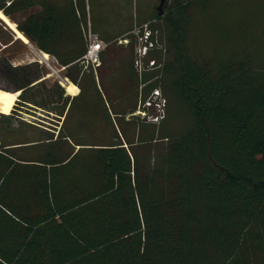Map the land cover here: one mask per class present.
I'll return each instance as SVG.
<instances>
[{
  "label": "trees",
  "instance_id": "1",
  "mask_svg": "<svg viewBox=\"0 0 264 264\" xmlns=\"http://www.w3.org/2000/svg\"><path fill=\"white\" fill-rule=\"evenodd\" d=\"M3 1L10 16L14 3ZM189 7L176 1L168 19L176 53L163 85L147 88L181 107L171 119L181 118L177 136L149 132L127 147L120 139L74 156L42 151L38 165L17 162L0 144V264H252L250 247L264 251V54H190ZM66 21L78 23L70 9ZM18 30L29 38L28 20ZM82 44L76 54L53 55L77 85ZM34 45L49 53V44ZM44 71L0 58V78L24 102L43 87L34 84ZM160 141L166 148L151 156Z\"/></svg>",
  "mask_w": 264,
  "mask_h": 264
},
{
  "label": "rangeland",
  "instance_id": "2",
  "mask_svg": "<svg viewBox=\"0 0 264 264\" xmlns=\"http://www.w3.org/2000/svg\"><path fill=\"white\" fill-rule=\"evenodd\" d=\"M176 1H181L185 6L190 4L184 20L190 54L204 55L203 58L230 52L264 54V0H205L206 3L203 0H164L162 19L155 17L161 0H68L71 16L84 24L86 47L87 37L93 33L105 43L106 48L100 54V65L89 67L90 74L83 81V95L72 104L62 135L72 139L77 136L80 138L77 141L81 143L112 145L120 139L122 142L137 143L138 139H147L149 132H153L155 138L161 137L164 132L172 136L179 134L180 116V120L175 123H171V119L173 115L180 114L182 109L168 100L162 89H155L162 95V110H157L155 106L144 108L146 99L154 91L147 89L148 86L154 83L163 85L165 61L168 54L176 53L169 44L172 27L168 22L171 15L177 16ZM85 10L86 19L82 20L79 16ZM144 24H149L157 48L143 61L144 69L141 70L135 62L138 58V31ZM28 49L33 53L30 54V60L40 62L45 73L51 71L48 64L59 66L53 56L46 63L32 48ZM24 50L18 49L19 52ZM0 56L27 57L25 54ZM151 61L156 62L155 66L149 67ZM80 64L83 66L82 62ZM146 78L148 81L144 83ZM53 84L40 87L30 97L37 107H29L30 110L41 114L38 116L29 112L35 117L34 120L28 118L30 121L42 126L50 123L44 111L55 107L50 105L49 96L45 98V94L47 87ZM0 86L9 88L10 84L0 78ZM22 106L26 107L19 103L16 109L23 111ZM143 111L146 115L141 113ZM156 116H162L158 123L152 122V117ZM71 131L76 134H70ZM157 144L152 145L151 156L166 148V142ZM59 145L67 146L64 142ZM80 156L77 158L80 159ZM247 255L250 263L264 264V251L257 246L250 247Z\"/></svg>",
  "mask_w": 264,
  "mask_h": 264
},
{
  "label": "crops",
  "instance_id": "3",
  "mask_svg": "<svg viewBox=\"0 0 264 264\" xmlns=\"http://www.w3.org/2000/svg\"><path fill=\"white\" fill-rule=\"evenodd\" d=\"M67 1L68 0H4L3 3L5 2L7 6L14 3V7L10 16L5 15L4 12L0 10L3 17L5 16V20L0 16V54H25L27 57L25 59H20L17 56L12 58L0 56V58H6L12 67H18L37 62L36 60H30V54L33 53L30 52L28 48H32L40 58L43 55L52 58L54 54H76L78 49L82 50V41L83 38H85L84 24L80 23L78 27L76 22L67 23L66 20L69 10ZM26 20H28V27H30L29 38L15 29H18V26L24 24ZM67 28H71L70 31H68ZM79 29L80 34H78ZM19 33L25 36L27 41L20 39ZM37 42L49 44L47 45L49 53L37 49L34 45V43ZM73 42L75 46L71 45L68 49L65 47L55 48L51 45L55 43L72 44ZM78 42L79 46L77 45ZM19 48H24L25 50L19 52ZM54 50H56L57 53H54ZM41 59L45 61V59ZM83 66L85 73L80 78V85L73 83L69 78L65 77L66 68L61 65H48L51 71L46 72L44 77L34 84L37 85L43 82V88H45L48 83H54V86H52L53 88L50 86L47 87L45 94V98L49 96L50 105L55 107L54 109L51 108L48 111H44L48 114L45 118L50 121V123L45 124L46 126L39 125L29 120L35 119L29 112L38 116L41 114L30 110V108L37 109L33 101L30 100V103L19 100L22 91H9L7 88L1 89L5 87H0L1 91L16 95V102L11 112L9 114L0 112V144L4 149L10 150L14 154L17 162L38 165L37 158L42 151H52L54 153L56 152V154L57 152H71V156H74L79 151L99 149L106 146L99 143H81L77 141L80 140L77 136L75 137L76 139H72V137L70 138L68 135H62L72 104L83 95V81L86 75L90 74V71H88L90 66L84 64ZM68 83L74 85L77 88L76 91L70 92L67 89ZM48 88L51 90H48ZM19 103L26 106L21 107L23 111L15 109L18 107ZM118 115L122 117L120 113ZM9 116H13V118L9 119ZM70 134H76V132L71 131ZM62 142L67 146L63 145L62 147L59 145V143ZM123 143L124 147H127L126 141ZM40 145H43V147L37 148ZM77 163L78 162L74 164L75 168L78 165ZM64 164L65 163L62 162L58 165L63 166Z\"/></svg>",
  "mask_w": 264,
  "mask_h": 264
},
{
  "label": "built area",
  "instance_id": "4",
  "mask_svg": "<svg viewBox=\"0 0 264 264\" xmlns=\"http://www.w3.org/2000/svg\"><path fill=\"white\" fill-rule=\"evenodd\" d=\"M139 46L137 48L138 58L135 62L136 66L141 70L143 68V61L148 57L149 53L157 48V41L153 39V32L149 28V24H144L140 27ZM88 49L82 59V63L86 66H93L94 68L100 65V54L106 48L105 43L98 37V35L89 33L87 37ZM48 63V62H47ZM156 62L151 61L149 67L155 66ZM50 65V64H48ZM162 95L159 90H154L146 99L144 108L151 109L154 106L157 110H162ZM146 115V112L143 111ZM162 116L152 117V122L158 123Z\"/></svg>",
  "mask_w": 264,
  "mask_h": 264
},
{
  "label": "bare ground",
  "instance_id": "5",
  "mask_svg": "<svg viewBox=\"0 0 264 264\" xmlns=\"http://www.w3.org/2000/svg\"><path fill=\"white\" fill-rule=\"evenodd\" d=\"M0 16L2 18H4V20H5V16L3 17L1 12H0ZM18 35H19L20 39H22L24 41H27L25 36H23L20 33ZM41 58L45 59L46 63H47V61L50 60L49 56H47V55H43ZM64 86H66V85H64ZM67 89L70 92H74V91H76L77 88L74 85L68 83ZM15 102H16V95L15 94H11V93H8V92L0 90V112L1 113L9 114L11 112V110L13 109V106H14Z\"/></svg>",
  "mask_w": 264,
  "mask_h": 264
},
{
  "label": "water",
  "instance_id": "6",
  "mask_svg": "<svg viewBox=\"0 0 264 264\" xmlns=\"http://www.w3.org/2000/svg\"><path fill=\"white\" fill-rule=\"evenodd\" d=\"M163 5H164V0H161V4L157 8V11H158V13H159L160 16H162V14H163Z\"/></svg>",
  "mask_w": 264,
  "mask_h": 264
}]
</instances>
